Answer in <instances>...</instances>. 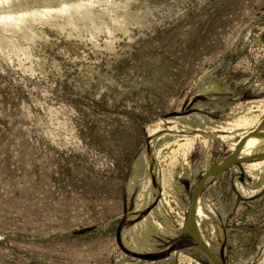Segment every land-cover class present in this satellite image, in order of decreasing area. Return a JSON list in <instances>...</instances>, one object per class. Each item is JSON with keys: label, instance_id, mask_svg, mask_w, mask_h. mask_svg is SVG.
Returning a JSON list of instances; mask_svg holds the SVG:
<instances>
[{"label": "rangeland", "instance_id": "374dc122", "mask_svg": "<svg viewBox=\"0 0 264 264\" xmlns=\"http://www.w3.org/2000/svg\"><path fill=\"white\" fill-rule=\"evenodd\" d=\"M261 125L264 0L4 2L0 264H213L175 241ZM261 160L196 196L221 264H264Z\"/></svg>", "mask_w": 264, "mask_h": 264}, {"label": "bare ground", "instance_id": "6f19581e", "mask_svg": "<svg viewBox=\"0 0 264 264\" xmlns=\"http://www.w3.org/2000/svg\"><path fill=\"white\" fill-rule=\"evenodd\" d=\"M10 2L9 0H0V5L4 2L7 3ZM5 5V4H4ZM10 19V18H9ZM154 129V126L151 125L147 128V130L150 132ZM246 139H240V142L236 145L238 149V154L235 156V159L241 160L242 162H245L248 160L249 157H252L254 155L259 154V156L262 158L259 162H248L246 163V172L248 175L252 178L258 179L263 177L264 178V125H261L259 128L254 129L251 131L250 134H248ZM237 152V151H236ZM220 166H223V163L219 164ZM210 178V176H209ZM208 178V179H209ZM211 180V179H209ZM202 204V203H201ZM201 204H195L194 205V215L195 217H202L204 216V210ZM195 227V226H194ZM196 229V228H195ZM185 231L187 233H191V230L189 226L185 225ZM197 232V231H196ZM197 236L199 240L202 242L205 250H208V243L205 240V238L202 236V234L197 232Z\"/></svg>", "mask_w": 264, "mask_h": 264}, {"label": "water", "instance_id": "95a60500", "mask_svg": "<svg viewBox=\"0 0 264 264\" xmlns=\"http://www.w3.org/2000/svg\"><path fill=\"white\" fill-rule=\"evenodd\" d=\"M242 163L241 160H237L234 159L233 156L228 157L223 159V166L220 168H212L211 170H209V172H207L206 174H204V176L202 177V179L200 180V182L198 183V185L196 186V188L193 190L192 196L190 198L189 201V206H188V211H187V215H186V225L189 226L191 233H187L189 236H191L192 240L194 241L195 245L202 250V252L204 253V255L208 258V260L210 262H212L213 264H221L220 260L218 259V257L213 254L210 251L205 250L202 242L199 240L198 236H197V232L196 229L194 227V203L196 200V196L201 192V190L205 187L206 182L209 178V176L211 174H220L222 172H224L226 169H228L229 167H231L232 165L235 164H240ZM171 250H169L170 252Z\"/></svg>", "mask_w": 264, "mask_h": 264}, {"label": "trees", "instance_id": "16d2710c", "mask_svg": "<svg viewBox=\"0 0 264 264\" xmlns=\"http://www.w3.org/2000/svg\"><path fill=\"white\" fill-rule=\"evenodd\" d=\"M178 241L182 242V244H184L186 247L196 246L191 236H189L187 233L183 234L181 238H178L175 243H177Z\"/></svg>", "mask_w": 264, "mask_h": 264}]
</instances>
